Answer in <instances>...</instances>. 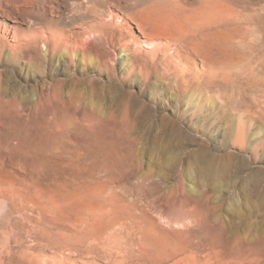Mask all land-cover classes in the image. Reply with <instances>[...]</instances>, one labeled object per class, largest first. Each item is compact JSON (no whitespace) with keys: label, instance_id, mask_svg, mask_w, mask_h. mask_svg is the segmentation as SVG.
<instances>
[{"label":"rangeland","instance_id":"rangeland-1","mask_svg":"<svg viewBox=\"0 0 264 264\" xmlns=\"http://www.w3.org/2000/svg\"><path fill=\"white\" fill-rule=\"evenodd\" d=\"M0 1L13 14L0 18L7 26L38 33V42L23 46L16 55L11 49L14 32L0 39V94L6 101L17 100L16 107L0 111V200L4 191L28 192L33 183L47 194L77 184L102 185L104 192L119 196L122 217L140 218L148 212L156 218L164 214L180 225L191 223L192 241L200 240L196 225L202 222L205 247L200 252L191 249L201 264H264V0H228L238 12V22L236 18L227 23L222 31L220 84L202 75V85L192 81L181 89L179 77L157 76L165 67L160 65L165 50L156 56L162 59L155 68L158 74L142 85L139 71L152 50L138 22L150 33L152 18L169 15L172 9L191 15L199 0ZM53 32L59 37L47 46ZM86 39L91 43L88 50L81 48ZM59 43L53 55V44ZM181 53L186 58L174 55L181 61L176 64L193 71L196 62L201 68L199 58ZM132 67L138 80H128ZM217 92L220 103L214 97ZM131 145L142 150L146 171L155 174L154 184L120 170ZM182 174L189 196L176 194L169 201L167 192L176 188ZM200 195L205 197L202 203L197 201ZM5 214L0 219L4 264H55L56 256L62 258L51 247L59 238L54 225L43 233L37 214L32 221L14 207ZM114 219L108 216L101 225ZM161 224L167 227L165 221ZM179 229L174 224L164 233L189 241ZM5 238L9 251L3 248ZM74 255L73 264H111L100 252L95 259Z\"/></svg>","mask_w":264,"mask_h":264},{"label":"bare ground","instance_id":"bare-ground-1","mask_svg":"<svg viewBox=\"0 0 264 264\" xmlns=\"http://www.w3.org/2000/svg\"><path fill=\"white\" fill-rule=\"evenodd\" d=\"M6 2H7L6 4L17 3L16 0H6ZM199 2L200 4H198L199 5L198 8H195V9L193 8L194 9L192 10L193 14L191 15L190 14L185 15L184 13L185 11L182 12V10L180 9L179 10L172 9V13H170L169 15H164V16L161 15V17L152 18V21L151 20L150 21L153 23V29L150 33H146L144 26L142 24L143 22L142 23H139L141 21L138 22V29L140 30V32L144 34L143 35L144 38H147L150 40V44L147 45V47L152 50L148 53L149 54L148 56L150 58L148 59L146 58L147 59L146 66H144L143 64L144 67L142 69L139 68L141 69L139 71V76H140V81H142V85L146 86L149 82V79H151V76L153 74H158V71H155V68L158 67V63H157L158 60H162V59L161 57L157 58L156 56L158 55V53L162 52L161 50L166 51L165 56L162 60V63H160L162 67L163 66L165 67L163 68L164 69L163 72L160 75L158 74L157 76L171 77L170 78L171 80H172L173 75L175 77L176 76L179 77L178 78L179 81H176L179 88L180 86L181 88L182 86L185 88H188L189 84H191L192 81H195L196 83L202 85L203 84V80H201L202 75H206L207 77L210 76V78L212 79L211 84H214V85L220 84V81H221L220 76L222 74L221 70L223 69L222 65L224 62L221 56V52H222L221 44L223 43L222 31L227 29V28L224 29L225 26H228L227 23L230 22L231 24V22L234 21L238 17V12L236 11V9L230 6L231 4L230 2L228 3V0L227 1L225 0H199ZM18 14L19 13H17V17L14 16L15 19L20 18ZM5 15L8 18L13 17V14L9 11V9H7L6 7H3L2 2H1L0 3V18H3V16ZM234 22H236V20ZM237 22H238V18H237ZM19 29H20L19 27L14 28V26L13 27L7 26L6 22L0 19V39H5L6 37L9 36L10 33L14 32L13 39H14L15 44H13L11 49H13L12 51H14L15 55L19 54L21 51L24 50L22 49L23 46H29L30 44L34 45V43L38 42V36H37L38 33L37 34L36 33H26V32L22 33L21 31H19ZM53 33L54 34H52V37L47 39V43H46L47 46H51L50 44L52 43V41L55 40L56 37H59L58 33L56 32H53ZM20 37H23V40L25 39L26 41L25 45L24 44L20 45V40H21ZM114 39L111 41V44L116 46ZM230 40H231V37H230ZM73 44L79 45V41H74ZM59 45L60 43L56 45L53 44V55H54V52H56L60 48ZM67 45L71 47V44H67ZM81 46H82L81 48H83L84 50H88V47L91 46L89 39L88 40L86 39L85 42L81 43ZM181 50L183 51L185 50L189 56L194 55L195 57L199 58L201 62V68H198L195 61H193L195 62L193 64L194 66L193 71H190L191 69L188 67L181 66L182 64H179L181 62L179 59L183 55L181 53ZM65 52H67V54H70L71 56H74L75 54V53H71V50H67ZM153 52H157V54ZM151 55L153 57H151ZM174 55L175 57L177 55L179 58L178 64H176V61L178 62V60H176L177 58L176 59L174 58ZM134 57L136 58L135 55ZM233 57L234 56H232V58ZM72 61H74V59ZM133 62L134 63L132 64V66L136 67V60L134 59ZM105 65L106 63L104 64V66ZM177 65L180 66L181 69ZM174 66H177L175 67V69H179L178 70L179 72H177V74L173 71ZM135 67H132V70L129 71L127 75L128 80L133 78L134 76L138 80V76L134 74L136 71ZM214 87L215 86H213V88ZM220 88L219 86H217L216 90ZM214 97L217 98L219 103L221 102L220 92H217L216 96ZM16 101L17 100H13V99L6 101V99H4V97H2L0 94V111L6 108L8 109V108L16 107L17 106ZM240 132L244 133L243 130H240ZM129 147L130 148H128V151H127L128 156L125 158L126 161L123 160V162L125 161V163L119 166L121 167L120 170H123L124 174L131 178H137L139 180H142L143 182H149V183L152 182L154 184L156 180L155 174L151 170L146 171V168L143 163V159L142 157H140L141 153H143L142 150L139 149L137 145H131ZM112 159H115V158H112ZM116 159L118 158L116 157ZM57 169L58 168H56V170ZM184 174L180 175V178L178 181L179 183H177L176 188H174L175 191L173 189L171 190L170 188L171 191L169 190L170 192H167L169 193V196H170L168 197L169 201L174 199V197L176 198V194L181 196L182 198L189 196L188 187L186 183L184 182V177H183ZM85 181L87 180L85 179ZM152 183L150 184L152 185ZM28 184L30 185L31 183L29 182ZM33 184L30 185L32 186V188L35 186ZM153 186H156V184ZM32 188L29 189L28 187V190H27L28 192L26 191L22 192L20 190H23V189H20V190H17V192H5L4 191L3 193H1L2 199L0 200V219L8 211V209H10V207H14V209L15 208L17 209L19 214L22 213V215L24 214L27 216V219L30 218L28 219L29 221L30 220L32 221V217H34V215L37 214L38 221L43 225L42 228L40 227L44 231L43 233H48L49 227L51 230L50 225L52 226L54 225L57 230V235H59V238L58 237L56 239L53 238V240L55 239L54 241H52L53 243L51 244L53 246L51 245L50 246L54 247L57 250L58 255L60 254V256L62 257L60 259V257L58 256L59 257L58 259V257L56 256L55 258L56 261L54 262L55 264H73L71 263L72 261L70 257L72 256L74 257L75 256L74 254L78 255V253L87 254L88 256H92V258L95 259L96 257H94L95 256L94 254L98 256L99 252L104 253L105 254L104 256H106V263L109 261V263L111 264L112 263H115V264H201L200 261L198 262L196 258L198 256L196 257L193 256V254L195 255L197 254L194 253L191 249L194 248V250H196L197 252H200L201 247L203 246V244H205L203 242L206 240L204 238V230H203L205 225H202V222L199 225H196V226H199L198 228L200 229L199 232L201 235L200 240L199 241L197 240L198 241L197 242V241L191 240L192 237L190 235L192 234V231L195 228L194 226H191V223L189 224L185 223V224L180 225V223L167 218L164 214H160L159 218H156L152 216V214H149L148 212H143L140 218L134 214H130V215L128 214V216L122 217L121 212L123 211L124 206L119 196L117 195L116 192H104L105 189H104V186L102 185L97 186V187L96 186L92 187L90 185L80 186L79 184L73 185V186L71 185V187L68 190H65V189H64L65 191L64 190H55V191L53 190V193L50 192L49 194H47L49 191L47 193L44 192L43 190L44 187L42 189L40 188V190L37 189L36 187H34V190H32ZM203 196L204 195H200L197 197L198 198L197 201L199 203L203 202V198L205 199V197ZM108 216H114L115 218L114 222L108 225H101V223ZM161 221H165V225L167 227L163 226L161 224ZM174 224H177L180 227L179 231L177 230L178 232L186 233L187 235L190 236V237L188 236L189 241L175 240L173 238L168 237L164 233V230H166L167 228H173ZM136 228H138V230L135 231ZM38 229L39 228H37V230ZM130 229H132L133 232ZM48 240L50 239L48 238ZM4 242H5V246H3V248L5 249V251L6 250L9 251L11 247L9 245L8 238H5ZM204 247L205 246H203V248ZM8 251L6 252L7 254H8ZM191 252H193V254ZM201 254L203 255L202 252ZM65 259L67 260L66 261L67 263L65 262ZM0 264H4L3 255H0ZM202 264H209V262L202 263Z\"/></svg>","mask_w":264,"mask_h":264}]
</instances>
